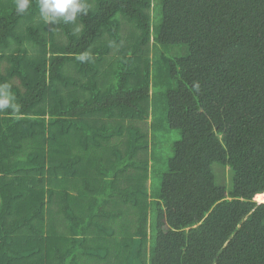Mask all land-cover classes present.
Returning <instances> with one entry per match:
<instances>
[{
	"label": "trees",
	"instance_id": "16d2710c",
	"mask_svg": "<svg viewBox=\"0 0 264 264\" xmlns=\"http://www.w3.org/2000/svg\"><path fill=\"white\" fill-rule=\"evenodd\" d=\"M86 2L0 0V264H264V0Z\"/></svg>",
	"mask_w": 264,
	"mask_h": 264
},
{
	"label": "clouds",
	"instance_id": "9594fccd",
	"mask_svg": "<svg viewBox=\"0 0 264 264\" xmlns=\"http://www.w3.org/2000/svg\"><path fill=\"white\" fill-rule=\"evenodd\" d=\"M31 0H15V11L18 15L24 14L30 7ZM39 14L45 24L56 25L75 24L78 17L88 15L89 7L86 0H39ZM80 62H90L92 55L81 52L75 56ZM11 110L19 116L20 105L8 82L0 83V111Z\"/></svg>",
	"mask_w": 264,
	"mask_h": 264
},
{
	"label": "rangeland",
	"instance_id": "374dc122",
	"mask_svg": "<svg viewBox=\"0 0 264 264\" xmlns=\"http://www.w3.org/2000/svg\"><path fill=\"white\" fill-rule=\"evenodd\" d=\"M120 22H124L122 20V18H120ZM47 26L50 29V32H51V34H52V36H53V38L55 40L59 41L60 43H63V41L64 42L66 41V37L58 29V27H56L55 25H48V24H47ZM80 27L81 26L78 24V27L75 28L76 30L75 29L74 30L77 31V30L80 29ZM71 73H72V75L74 74L73 72H71ZM12 80H13L12 82L16 86L19 87L18 80L16 78H13ZM149 121H150V119L148 118V120L146 122H144V121L142 122L143 128L146 130V133L148 134V136H150V131L148 130V128H149ZM179 137H180V133H179V130H177V129H171L169 131H166V132L161 133V134L158 135V139H159V147H158V149L160 151L159 155H160V157L162 159L159 161V165L157 166L156 171L154 173L152 172L151 173V176L149 178V180L151 182V184L149 186V189L150 190H154V188H155L154 185L156 186V188H158V185H159L158 173L160 171L164 170L166 159H167L168 156H170L172 154V143L175 140L179 139ZM218 166L219 165H216V168ZM212 168L216 172L215 166L212 167ZM225 178H228V172H227V170H225ZM149 180H147V184L149 183ZM229 180H230V176H229ZM153 181H154V184H153ZM216 182L219 183L220 182L219 179L216 180ZM229 184H230V181L227 184H225L226 185V192H227V194H228L229 188H230L229 187L230 186ZM73 194H75V192H73ZM259 201H264V194L261 196V198L257 202H259ZM126 215H128V213H126ZM119 223H121V222H119ZM122 229L123 228L121 226V228L119 229L120 230L119 232H121Z\"/></svg>",
	"mask_w": 264,
	"mask_h": 264
},
{
	"label": "bare ground",
	"instance_id": "6f19581e",
	"mask_svg": "<svg viewBox=\"0 0 264 264\" xmlns=\"http://www.w3.org/2000/svg\"><path fill=\"white\" fill-rule=\"evenodd\" d=\"M45 117H48V115H45ZM256 195V194H255ZM254 200H255V198H254ZM256 202H257V200H255ZM264 202V201H263ZM257 203H262V202H257Z\"/></svg>",
	"mask_w": 264,
	"mask_h": 264
},
{
	"label": "water",
	"instance_id": "95a60500",
	"mask_svg": "<svg viewBox=\"0 0 264 264\" xmlns=\"http://www.w3.org/2000/svg\"><path fill=\"white\" fill-rule=\"evenodd\" d=\"M258 201V200H257ZM259 202H263V201H259Z\"/></svg>",
	"mask_w": 264,
	"mask_h": 264
}]
</instances>
